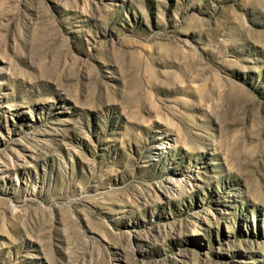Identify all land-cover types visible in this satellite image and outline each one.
I'll return each instance as SVG.
<instances>
[{
    "label": "rangeland",
    "instance_id": "1",
    "mask_svg": "<svg viewBox=\"0 0 264 264\" xmlns=\"http://www.w3.org/2000/svg\"><path fill=\"white\" fill-rule=\"evenodd\" d=\"M0 264H264V0H0Z\"/></svg>",
    "mask_w": 264,
    "mask_h": 264
},
{
    "label": "bare ground",
    "instance_id": "2",
    "mask_svg": "<svg viewBox=\"0 0 264 264\" xmlns=\"http://www.w3.org/2000/svg\"><path fill=\"white\" fill-rule=\"evenodd\" d=\"M157 149H158V150H162V149H164V147H160V148L158 147Z\"/></svg>",
    "mask_w": 264,
    "mask_h": 264
}]
</instances>
